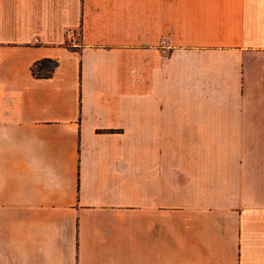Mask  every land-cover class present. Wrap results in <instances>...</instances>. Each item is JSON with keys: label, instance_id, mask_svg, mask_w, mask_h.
Instances as JSON below:
<instances>
[{"label": "crops", "instance_id": "obj_1", "mask_svg": "<svg viewBox=\"0 0 264 264\" xmlns=\"http://www.w3.org/2000/svg\"><path fill=\"white\" fill-rule=\"evenodd\" d=\"M0 264H264V0H0Z\"/></svg>", "mask_w": 264, "mask_h": 264}, {"label": "trees", "instance_id": "obj_2", "mask_svg": "<svg viewBox=\"0 0 264 264\" xmlns=\"http://www.w3.org/2000/svg\"><path fill=\"white\" fill-rule=\"evenodd\" d=\"M54 66V62L49 59L36 61L31 67V72L35 76H49L50 71Z\"/></svg>", "mask_w": 264, "mask_h": 264}, {"label": "built area", "instance_id": "obj_3", "mask_svg": "<svg viewBox=\"0 0 264 264\" xmlns=\"http://www.w3.org/2000/svg\"><path fill=\"white\" fill-rule=\"evenodd\" d=\"M63 35H64V42L67 47L76 48L81 46L80 29L78 27L65 28Z\"/></svg>", "mask_w": 264, "mask_h": 264}]
</instances>
